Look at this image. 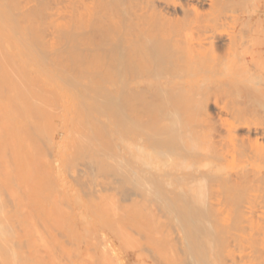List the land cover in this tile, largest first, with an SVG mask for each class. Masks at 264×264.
<instances>
[{"label":"bare ground","instance_id":"bare-ground-1","mask_svg":"<svg viewBox=\"0 0 264 264\" xmlns=\"http://www.w3.org/2000/svg\"><path fill=\"white\" fill-rule=\"evenodd\" d=\"M110 79L115 82H112V85L115 84L113 91L110 87L107 88V83H111ZM58 125H62L59 131ZM68 130L74 131L75 136L80 138L74 137L72 143L63 144ZM111 133L116 135L114 138H117L118 144L115 150L118 152L113 148L112 153L109 151V147H113L111 142L114 138L104 136ZM102 137L109 138L111 142L106 144L111 146L104 148ZM107 150L112 155L117 152V158L112 159L114 163L108 157L110 163L107 164ZM50 155L57 157L50 161ZM205 160L208 162L206 165ZM51 164L54 168L64 166L65 174L53 175ZM86 168H93L92 171L95 172L91 171L89 175ZM82 177L86 186L82 183ZM55 179L58 182L69 179L73 185L79 182L76 186H82V189L76 186L75 188L78 192L82 190L80 198L92 200V205L85 203L90 206V210L86 208L90 213L105 202L101 200L109 201L108 192L113 193L118 184L132 183L136 187L140 185L139 187L143 186V192L145 186L153 188L154 194L150 192V188H146L147 193L141 190L139 194L135 192L133 195H136L129 198L132 203L128 202L127 206L126 202L121 204L122 196L119 200L121 203H115L109 192L110 201H113L115 206L117 203L120 205H117L120 209L115 206L113 208L114 204L111 202V206L107 203H104L107 207L102 205L101 208L109 211L107 216L111 213L108 216L112 217L110 222L128 218L125 216L127 208L133 205V209L137 205L136 207L145 214H151L148 203L151 202L152 209L156 195L162 202L167 200L166 205L170 204V199H179L178 206V200L175 199L172 203L175 201L176 207L184 208V203L187 202L183 203L182 197L185 196L180 195V199L178 194L182 189H185L182 190L184 192L190 189L194 193L190 196H194L196 192L194 198L199 205V209L195 208L194 204L189 206L193 208L188 211L193 221L187 219L186 222V219H182L181 216L185 213L184 210L178 211L179 208H175L172 213L174 215L177 212L176 217L180 219L175 220L180 225V220H184L187 225L195 222L193 227L198 226L195 230L191 229L189 224L188 228L186 227L187 232L183 221L181 226L185 232L181 228L182 233L177 237L175 234L176 239L173 240L181 241L182 234L187 232V238L192 239V242L187 240L193 244V259L196 253L195 256L202 260L195 258L200 261H197L199 264H202L203 260L204 264H210L214 262V256L211 261L204 258L210 255L207 249L210 242L201 244L197 242L198 239L194 240L199 238V241H205L207 234L212 238L219 234L214 243L219 253L218 264H264V0H0V264H57L61 260H69L67 262L70 264L77 255L73 248L75 244L80 247L79 234L75 231L77 236L72 232L73 227L67 225L71 224L70 222L57 223L61 217L64 222V219H72L65 218V214L69 213L68 209L64 210L68 202L64 205L65 201L61 202L62 206L57 205L63 208L57 210L59 216L54 212L58 209L57 206L54 207L57 198L53 188ZM61 182L60 187L58 184L57 186L66 194ZM125 185H122V189L127 190L121 192H124V195L128 189L131 190V187ZM83 187H86L87 191L83 190ZM205 187L208 190L210 188V192ZM203 188L209 192L207 199L204 197L206 192L202 191ZM85 191L88 192L86 194L89 199L82 195ZM223 191L226 201L220 197ZM149 192L153 194V201ZM114 194L116 196V193H113V197ZM186 194L188 195V192ZM124 195L123 197L127 198L128 194ZM158 197L156 200L161 202ZM96 199H101V203L96 204ZM70 200L75 201L74 197ZM138 202H141L144 210ZM223 203H226V206ZM163 204L160 206L164 209L166 205ZM220 204L225 208L219 206ZM93 205L96 207H92ZM121 205H124V209L127 208L125 213L122 209L118 216ZM157 206L159 205L156 204L158 209ZM108 207H112V212L116 211L115 218ZM99 208L93 212L101 215L91 214L97 215L101 220L102 213L106 216V212L104 213V208ZM157 209L155 215L159 213L161 216L163 212L160 210L156 213ZM202 209L210 212L204 214L205 216L216 214V219L219 215L214 212L220 213L218 219L223 222L217 219V223L211 215L219 227L211 223L208 229L212 225L217 228L212 227V234L210 230L208 233H198L202 229L200 224L204 221ZM169 210L166 213L168 215ZM61 212H64V217ZM130 212V218L140 215H132L136 210ZM83 214L85 219L86 214ZM166 214L164 215L167 218ZM107 216L104 217V223L107 224L104 227L111 230V233L114 232L117 236H113H116L118 241L130 242L132 246L128 244V249L132 250L130 247L139 243L134 240V243L131 242L136 233L130 230V233L126 234L129 240L132 237L131 241L121 238L119 228H116L117 222L115 225L111 222L109 226ZM151 218L150 224L155 221V228H160L161 225V229L165 227L166 223L162 222L164 218ZM209 218L206 217L208 223ZM53 219L57 225L53 223ZM196 219L201 220V223L198 221V224ZM100 220L97 221L98 224ZM170 222L173 223L171 220ZM205 222L203 231L204 226H208ZM87 223L90 224L89 221ZM130 223L126 224V229H130ZM143 224L141 225L146 226ZM52 225L57 228L55 231V228L50 229ZM137 225L133 226L134 229L135 226L139 229ZM113 226L118 233H115ZM154 226L152 227L155 233ZM168 226L171 228L169 222ZM60 227L62 232L58 233H61V236L64 234V237L66 235L67 242H75L72 245L74 247H66V240H63V243L58 241L59 234L56 231L58 228L61 230ZM67 227L69 230L65 234L63 232ZM88 227L84 228L89 231ZM143 228L148 232L147 227H141ZM190 229L194 232H189ZM214 229L216 232H213ZM42 230L52 234L47 235L50 233ZM39 231L44 233L40 234ZM88 231H84V234L87 233L85 236L81 235L85 238L81 241L91 247L90 242L94 245L98 240L93 241L95 238L92 239V236L88 235L92 234ZM149 233L144 234L145 237L147 234L149 236ZM194 234H198L195 239ZM204 234L207 238L201 239ZM173 235L174 233L171 241ZM50 236L55 241L56 238L58 240L54 243ZM48 239L54 243L56 249L62 248L61 253L66 255L65 261ZM156 239L146 241H149L147 245L155 241L152 247H149L151 252L146 249L148 254L154 252L155 249L152 248L155 246L160 247L157 253L165 250L164 242ZM102 241L105 245L100 246L103 243L100 239L99 246L102 249L107 246L111 255L112 245L104 236ZM175 241L167 248L169 251L174 250V259L178 260V251L182 248H174ZM127 242L123 246H127ZM138 245L140 246V243ZM171 246L174 249H171ZM63 247L67 250H63ZM107 247L103 252L101 249V253L98 252L104 256ZM212 247L209 249L215 248L213 245ZM83 249L87 248H81L80 252ZM53 251L59 256L58 259ZM89 251L91 250L87 253ZM169 251L167 250V253L171 254ZM80 252L76 259H79ZM67 253L72 254L73 258ZM91 253V256L94 255ZM82 254L85 256L86 252ZM144 255L145 258L146 254ZM188 255L189 253L186 256ZM83 256L78 261L86 264L83 262ZM112 256L114 258L113 254ZM138 256L136 258H140ZM150 256L152 257V254ZM110 259L112 262V257ZM167 259L169 261V258ZM90 260L93 262V259ZM109 260L103 261L109 264ZM156 260L162 259L157 257ZM75 261L74 264H79ZM165 262L164 264L169 263Z\"/></svg>","mask_w":264,"mask_h":264},{"label":"rangeland","instance_id":"rangeland-1","mask_svg":"<svg viewBox=\"0 0 264 264\" xmlns=\"http://www.w3.org/2000/svg\"><path fill=\"white\" fill-rule=\"evenodd\" d=\"M111 78H113L112 80L116 81V80L114 79V77H111ZM112 80H111V79L109 80V81H111V83H109V84H110L111 86H113V87L109 86V84L107 83V88L109 89V87H110V88L112 89V91H113V90H114V87H115V86H114L115 84L112 85V82H114V81H112ZM109 81H108V82H109ZM114 83H115V82H114ZM111 89H110V90H111ZM58 126H59V127H58ZM58 126H57V130L59 131V130L62 129V125H58ZM75 134H76V133H75L74 131H72V130L69 131V130H68V131H67V134H66L67 136H65V137L63 138V144L66 143V142H67V143H68V142H69V143H72L71 140L74 139V137H75L76 139H77V138H78V139L80 138V136L77 137V135L75 136ZM110 136H111V137H110ZM104 137H110V138L113 139L114 137H116V135L111 133V134H105ZM65 138H66V140H65ZM102 139H103V137H102ZM112 139H111V140H112ZM116 139H117V138H114V139H113L114 141L112 140V142H111V141L109 140V138H107V139L104 138V139H103L104 141L102 140L101 142H103L102 145L104 146V148H105V147L108 148L109 145L111 146V144H106V142H107V143L111 142L113 147H109V148H110L109 151H111V153H112V150H111L112 148H113L114 150H115V148L117 149L118 141H117ZM64 140H65V141H64ZM81 140H82V138H81ZM73 141L78 142V140H73ZM114 150H113V152H114ZM105 151H106V150H105ZM105 151H104V153H105ZM109 151L107 150V153H109ZM115 151H117V150H115ZM74 152H75V151H74ZM117 152H118V151H117ZM117 152H116V154H117ZM107 153H105V155H109V156L106 157V159H108V160H107V164L110 163V162H108V161L110 160L109 158H111L110 161H112V162L114 163V161H113L112 159H116V158H117V155H116V154H115V155H112V154H110V153H109V154H107ZM114 153H115V152H114ZM114 153H113V154H114ZM56 157H57V156H55V155H54V156L50 155L49 159H50V161H54V159H55ZM108 157H109V158H108ZM113 157H114V158H113ZM115 157H116V158H115ZM85 159H86V158H85ZM106 159H105V160H106ZM206 161H207V160H205V165L208 164V162L206 163ZM112 162H111V164H112ZM86 163H87V162H86ZM232 163H233V162H232ZM203 164H204V163H203ZM228 165H230V164H228ZM232 165H233V164H231L230 166L232 167ZM53 166H54V165L51 164V172H52L53 175H55V176H60L62 173L65 174L66 170H65V167H64V166H63L64 168H63V167H62V168H61V167H60V168H54L55 166H54V167H53ZM87 166H88V164H87ZM87 166H86V167H87ZM202 166H204V165H202ZM207 166H208V165H207ZM230 166H229V167H230ZM233 166H235V165H233ZM229 167H228V168H229ZM88 168H89V167H88ZM88 168H86V170H87V172L89 171V175H90V172L92 171L93 168H91L90 170H88ZM204 168H206V166H204ZM52 169H53V170H52ZM61 169L63 170V172H62ZM60 170H61V172H60ZM58 172H59L60 174H59ZM92 172L94 173L95 171H92ZM55 173H56V174H55ZM61 176H62V175H61ZM56 178H57V177H56ZM82 178H83V177H82ZM77 179H81V178H77ZM77 179H76V180H77ZM81 180H82V179H81ZM81 180H80V181H81ZM65 181H66V182H65ZM65 181H63V182L59 181V182H58V181H56V179H55L56 185H55V182L53 183V188H54V190H56L55 194H56V196H57V198H56V205H55L54 207H56L57 205L62 206V204H60L61 202L63 203V202L65 201V203H63V205L66 204V203L68 202V205H69V206H68V205H65V206H67V207H66L64 210L68 209L67 212H69V213H68V214H67V213L65 214V215H67V217H65V218L71 217L72 220H71V221H68L67 219H64V220H66V221L64 222V221H61V220H63V218L61 217V220H59V222H57V223L63 222L62 224H66L67 222H70L71 224L68 223L67 225H68V226L71 225V226L73 227V228H72V232H73L74 234H76V232H77V234H79V237H78V238H80L82 241L85 240L84 236H85V234H87V233L84 234V231H88V230H87L86 228H84V227H85V226H86V227L89 226V227H88V228H89V231H88V232H90L92 235H90V234H88V235H89L90 237L92 236V237H91L92 239L95 238V239H93V241L96 240V239L98 240V241H95L94 245H93V243L90 242V244H92V245L94 246V247H93V246L91 245V247H93V248H91L90 245L88 246V243H87V244H84V242H82V241L79 239V240H80V241H79V242H80V245H79L80 247H78V246H76V244L74 245L75 242L72 243L73 241H70L69 239H68L69 241L67 242V238H68V237L66 238V235H65V237H64V234H63V236H61V235H60L61 233H58L59 231L62 232V228H63L62 226H63V225L61 226L62 228L60 227L61 230H59V228H58V230H57L56 232L59 234V237H58L59 240L56 238V241L58 240L59 242H60V241L62 242L63 240H66V242H65V244L67 243V244H66V247H71L72 245H74L75 247L72 246V247H74V248H73V249H74L73 252H76V251H77V253H76L77 255H78L79 252L81 251V248H84V247H85V248H87V249H86L87 251H88L89 249L91 250V251H89V253H87V251H86L85 249H83V250H85V252H86V255H85L86 257L83 256L82 253H85V252L82 250V252H80L79 259H76L77 255H75V253L73 254V255H75L74 258H73V256H72V254L69 253V254H70V255H69V254L67 253V254L69 255V257L71 256V257L73 258V260L70 261V264H74L75 259H76L75 262H77L78 260H81V259H80L81 256L84 257V258H82V259L85 260V261H83V260H82V261H83V262H86V264L88 263V261H89V262L91 261L90 259H93L92 261L95 262V263L90 262V263H92V264H103V263H104V264H108V263H106V261H108V260L110 259V257H112V262H111V259H110V260H109V264H110V262H111L112 264H114V263H115V264H118V263H119V264H135V263L138 264V263H139V259H141V260H140L141 262H140L139 264H143L144 262H145L144 264H150V263L155 264L157 261H159V260H156V261H155V258H157V257H158V259H162V260L159 261L160 264H164V262H165L166 260H167V261H166L165 263H168V262H169L168 264H182V263H183V264H184V263H185V264H199V262H200L199 260H201V258L199 259V257L197 256L199 260H195V258L197 259V257L195 256L196 253H194V257H195V258L193 259V255H192V254H193L194 251H192V249H191V246L193 245V244L191 243V242H192V239L187 238L189 234H188L187 236L185 235V234L188 232V229H187V228H188V225H189V224H190V227H192L191 229L195 228V226L193 227V225L196 224L195 222H194V224H192L193 222H192V223L190 222V223H188V225H187L186 222H187L189 219H190L189 221H193V220L191 219V216L189 215V214H191V213L188 212V211L193 210V208H189V206L192 205V204H194L193 206H195V208H198V209H199V207H198L199 205H197L198 202H197L196 199L194 198V196L196 197V192H195V195H194V196H190V194H191V195L194 194L193 192H191L190 189H189V190L186 189V190H187L186 192H188V195L186 194V192L182 191V190H185V189L180 190L181 192L179 191L178 198H180V197H179L180 195H181V197H182V196H185V197H182V199H183L182 202H183V203H184V202H187V203H184V204H185V205H184V208H179V207H176V205L174 204L175 201H174V203H172V201L175 200L176 198H174V199H172V200L170 199V204L168 203V205H171V206H168V205H166V203H167L166 201H167V200L164 201L165 203L162 202L163 200H162L160 197H158V196L156 195V193H158V192L155 191V192H156L155 195H156V197H158L157 199H160V201H161V200H162V201L159 202V200H156V197L154 196V197H155V202H154V203H155V206H154V203L152 202L153 207H152V209H151V205H150L151 202L148 203V204H149L148 206H150V207H149V210L151 211V212H149V213H151V214L153 213V214H152V215H151V214H148V215H147V213L145 214V212H142V211L140 210L139 207H136L137 205L135 206L134 209L132 208V207L134 206L133 204H131V205H133V206H131V208H127V207H126V206H127V203H128L129 200H130L129 198H131V196L134 197V196L136 195V194L133 195L135 192H138V194H139V191H140V190H141V192H143V191H142L143 189H141L143 186H142V187H139V186H140V185H139V186L136 187L135 184H132V183H131V184H130V183H121V185L118 184L119 186L117 185L116 188H115L116 190H118V192H117L116 190H114V192H113V193H116V196H115V194H114V197H113V193H111V192L109 191V192L111 193L110 195L112 196L111 199H115V203H116V202H119V200H121V198H120L121 196H122L123 199H124V198L127 199L126 201H124V200L122 199V201H121L122 203H121V202H119V203L123 204V203L126 202V206H125V207L127 208L128 212H126L125 216H127V217L129 218V220H128V218H126V217H124V219H120V218H119V220L117 219L118 221L116 220V222L119 223V225H118L115 221L113 222V221L111 220V222H113L112 224H114V225H115V223H116V225H117L116 228H117V229L119 228V231H120V232H119V235H120L121 238H122V237H124V239L128 238V237H127V235H128L127 233H130V232H129L130 230H132V232L136 233V236L133 237V238H135L136 240H135V239H132V241H131V238H132V237H130V240H129V238H128V241L133 242V240H134L135 243L139 242V243H140V246L138 245L139 243L135 244V245H136L135 247H134V244H133V247H134V248H133V247H130V248H132V250H131V249H128V248H129V247H128V244H129L130 242H127V241H126V242H127V246H123V244H124V243L126 244V242H123L124 240H123V241L120 240V241H122V243H121L120 241H118V240L115 238L117 235H116V234H113L114 232L111 233V230H109L108 228L106 229V228L104 227V226L107 225V224L105 225V223H104V222L106 221L104 217H106V216H107V212H109V211H107V212L105 211V210H107L106 208H104V207L106 206L105 204L107 203V205H108V204L110 205V202H111L112 204H114L113 201H110V198H109V197H110L109 192H108V200H109L108 202L106 201L107 199H106V200H104V199H103V200L99 199V201L101 200V202H102V201H103V202L105 201V202H104L105 204L103 203V204H104V207H103L104 210H103V211H104V213L106 212V216H104V214L102 213L103 216L101 217L102 219L100 220V217H99V219H98V216H97V215H96V216H93L94 213L97 214L98 212H96V211L93 212V211H94L97 207H100V208H101L103 204H102L101 206H97V207H96L95 205H93L92 207L95 206L96 208L92 209V212H91V213L93 214V215H92V214L90 213V211L87 210V209H89V210L91 209V208H89L90 206H88V205L92 203V200H89V201H90V202H89V201H86L87 199L84 198V197H87V198H88V196H87L88 192H86V191H87L86 187H85V188L83 187V190L85 189L86 191H85V193L82 194V195L84 196V197H83L84 199L82 200V198H80L81 193H82V190H80V191L78 192L77 188L80 187V186H79V185L76 186V185L79 183L78 180H77V182H78L77 184L74 182V184H76V185H73L72 180L66 179ZM57 182H58V183H57ZM60 182L63 183V185H64V189L62 188V185H61V188L63 189V191H64V190L66 191V194H65V192L62 193L61 190H59V187H60V186H59V183H60ZM83 182H84V185H85L86 183H85L84 178H83L82 183H83ZM82 183H81V184H82ZM57 184H58L59 187L57 186ZM79 184H80V183H79ZM125 184H127V185H125ZM65 185H66V186H65ZM122 185H123V186L125 185V186L128 187V188L131 187V188H130V189H131L130 191L133 192V193H131V192L129 191V189H128V191L126 192V195L128 194V195H127V198H126V197H123V195L125 194L124 192H123L124 194L121 193L122 190H123L122 188H124V187H122ZM72 186H73V189H72ZM75 186H76L77 188H75ZM85 186H86V185H85ZM120 187H121V188H120ZM126 187H125V188H126ZM137 188H138V189H137ZM146 188L149 189L150 187H148V186L146 187V186H145V191H146ZM205 188H206V187H205ZM71 189H72V190H71ZM74 189H76L77 192H76ZM80 189H82V186L80 187ZM151 189H152V191H150V192H153V188H150L149 190H151ZM157 189H158V188H157ZM206 189H207V188H206ZM206 189H205V191H204V188H203L202 191L206 192V193H204V197L206 196L205 198L207 199L208 196H209L208 193L210 192V188H209V190L207 189V190L209 191L208 193H207ZM73 190H74V192H76L74 195H73L74 192L72 193ZM119 190H120V191H119ZM126 190H127V189H125V190H123V191H126ZM137 190H138V191H137ZM154 190H156V189H154ZM52 191H53V190H52ZM115 191H116V192H115ZM145 191H144L143 193H145ZM194 191H195V189H194ZM53 192H54V191H53ZM83 192H84V191H83ZM141 192H140V195H142ZM150 192H149V193H150ZM224 192H225V191H223V192L220 193V195H221L220 197H222V198L225 200V199H226L225 196L223 197ZM86 193H87V194H86ZM117 193H120V195H118ZM146 193H147V191H146ZM149 193H148L147 195H149ZM184 193H185V195H184ZM71 194H72V195H71ZM79 194H80V196H79ZM85 194H86V195H85ZM121 194H123V195H121ZM130 194H131V195H130ZM153 194H154V192H153ZM153 194L150 193V198L152 199V201H153V197H152L151 195H153ZM65 195H67V197H66ZM70 195H71V196H70ZM126 195H124V196H126ZM129 195H130V196H129ZM158 195H159V194H158ZM61 196H62L63 201H61ZM117 196H119V198H118ZM73 197H74L75 201H73V200L71 201V200H70V199H72ZM77 197H78V198H77ZM116 197H117L118 199H116ZM133 197H132V198H133ZM148 197H149V196H148ZM176 197H177V196H176ZM186 197H187V198H186ZM67 198H68V199H67ZM191 198H192L193 200H192ZM222 198H221V199H222ZM66 199H67V200H66ZM77 199H79V200H77ZM88 199H89V198H88ZM91 199H92V198H91ZM151 199H150V200H151ZM180 199H181V198H180ZM206 199H205V200H206ZM223 199L221 200V202L223 201ZM80 200H82V201H80ZM84 200H85L86 202H85ZM93 200H94V199H93ZM96 200H97V199H96ZM96 200H95V203L98 201V200H97V201H96ZM139 200H140V198L138 199V201H139ZM176 200H178V201H176V204H177V202H178V204H177V206H178L180 201H179V199H176ZM194 200H195V201H194ZM57 201H58V202H57ZM83 201H84V202H83ZM99 201H98V203H96V204H100L101 202H99ZM130 201H131V200H130ZM156 201H158V202H156ZM191 201H192V202H191ZM193 201H194L195 203H194ZM225 201H226V200H225ZM71 202H72V203H71ZM75 202H76V203H75ZM80 202H82V203H80ZM141 202H143V200H141ZM141 202H140V203L138 202V203H139L138 205H140ZM146 202H148V201L146 200ZM189 202H190V203H189ZM77 203H78V204H77ZM83 203H84V204H83ZM85 203L88 204V205H86ZM130 203H132V202H129V204H130ZM133 203H134V202H133ZM161 203H162V204L164 203V204L166 205V206H164V207H165L164 209H166V210L168 209V210H169V209L174 208L173 211H172V210H169V212H168L169 215L166 214L168 210H167V211L164 210V209L161 207L162 205L160 206ZM183 203H182V204H183ZM196 203H197V204H196ZM81 204H82L83 206H82ZM134 204H137V203H134ZM146 204H147V203H146ZM156 204H158L161 208H159V206H157V207H158V209H157V208H156ZM164 204H163V205H164ZM173 204H174L175 206H174ZM223 204H224V203H223ZM223 204H220L219 206L222 205V206H223V209H224V208H225L224 205L226 206V203H225L224 205H223ZM77 205H78V206H77ZM79 205H80V206H79ZM91 205H92V204H91ZM109 205H108V206H109ZM117 205L120 206L118 203H117ZM117 205L115 206V204H114V205H112V207H113V208H114V206L117 207ZM124 205H125V204H124ZM124 205H121V206H122L121 210H119L120 208L117 207V208H119V209H118V212H117L118 216L121 214V213L119 214V212L122 211V209L124 210L123 213H125L126 208H125V209L123 208ZM143 205H145V203H143ZM60 206H59V207H60ZM110 206H111V205H110ZM129 206H130V205H129ZM140 206H141V205H140ZM148 206H147V209H148ZM167 206H168V207H167ZM185 206H186V207H185ZM202 206H204V205H202ZM202 206H201V208H202ZM59 207L57 206L58 209L55 208L56 211L53 210L54 208L52 209L54 212H56L55 214H56L57 216H59V215H58L59 212L57 213V210L60 211V209H63V208H61V207L59 208ZM72 207H74L75 209L72 208ZM106 207H107V206H106ZM112 207H111V208H112ZM141 207H142V206H141ZM154 207H155V209H157V210H156V213H157V212H160V210H161V212H163V213H161V216H159V215H160L159 213H158L157 215H155V213H154V212H155ZM166 207H167V208H166ZM170 207H171V208H170ZM180 207H181V206H180ZM191 207H192V206H191ZM217 207H218V206H217ZM76 208H77V209H76ZM86 208H87V209H86ZM100 208H99V209H100ZM103 208H101V209H103ZM111 208L109 209V207H108V209L110 210V212H112ZM138 208H139V209H138ZM175 208H176V209L179 208L178 211H179V210H184L183 213H185L186 215L188 214V215L190 216V218H188V215H187V217H186L185 214H183L182 216L180 215L182 219H183V218H184V220L186 219V222H185L184 220H180V221H182V224H183V221H184L185 224H183V226L186 225V226H184V227H185V228L187 227V228H186V229H187V232H186L185 234H182L183 237H182V235L180 236V237H182V238L180 239L181 241H178L179 239H178L177 241H175L176 238L174 237L175 234H177L176 237L179 236L178 234H181L182 231L184 230V228L181 226L182 224L180 225V223H177V222L179 221V219H180V217H176V213H177V212L174 214L175 216H174L173 213H172V212H175V211H174V210H176ZM72 209H73V210H72ZM129 209H130V210H129ZM131 209H132V210H136V212H133L132 215H136V214L139 215V213H140L139 217H134V216H133L132 218H135V219L130 218V214H131L130 211H132ZM137 209H138V210H137ZM142 209L144 210V206L142 207ZM153 209H154V211H153ZM185 209H186V210H185ZM223 209H222V210H223ZM64 210H63V211H64ZM70 210H71V211H70ZM97 210H98V209H97ZM115 210H116V208H115ZM139 210H140V211H139ZM145 210H146V209H145ZM162 210H163V211H162ZM204 210H206V209H205V206H204ZM204 210L202 209V211H204ZM78 211H79V212H78ZM138 211H139V213H138ZM146 211H147V210H146ZM165 211H166V212H165ZM64 212H66V211H64ZM64 212H61V213H62L61 216H63V213H64ZM76 212H77V213H76ZM83 212L86 214V215H85V219L87 220V222H88V221L90 222L89 225H88L87 222H85L86 220L84 219V214H83ZM86 212H87L90 216L87 215ZM99 212H101V210H100ZM170 212H171L172 214H171ZM204 212H205V213H204ZM204 212H202L204 217L201 216V218H202V217L204 218V221H203L201 218H200V219H201V220L203 221V223H204L205 221H207L206 217H207V218L210 217V218L208 219V220H210V221H209V223H208V221H207L208 226L206 225L207 228L204 226V231H203V223H202V224H200V225H202V226H201L202 229H201V230L199 229L200 231H199V232L196 231V232H198V233H200V232H202V233H208L209 230H210V233H211V232H212V230H211L212 227L215 226L214 224H216V226H217V225H218V224H217V223H218V220H221V219H218V218H220V217H219V216H220V213H218L217 211L214 212V213H217V215H219L218 218H217L218 220L216 219V217H217L216 214L213 215V213H211V215H213L214 217L216 216V217H215V220L217 221V223H216L215 221H213L214 219L211 218V217H212L211 215H210L209 217H208V216H205L206 213H208L209 211H208V212H207V211H204ZM219 212H220V211H219ZM112 213H113V215H114V214L116 213V211H115V213H114V210H113ZM129 213H130V214H129ZM141 213H142V219H143V220L141 219ZM179 213H181V211H180ZM221 213H222V212H221ZM224 213H225V212H224ZM224 213H223V214H224ZM39 214H40V213H39ZM53 214H54V213H53ZM73 214H74V215H73ZM98 214H100V213H98ZM162 214H163V215H162ZM164 214H166L167 218L165 217ZM204 214H205V215H204ZM208 214H210V212H209ZM100 215H101V214H100ZM100 215H99V216H100ZM109 215H111V213H109L108 216H109ZM113 215H112V216H113ZM123 215H124V214H123ZM128 215H129V216H128ZM132 215H131V216H132ZM144 215H146V217H147V216L149 217V215H151V217L153 216V217H155V218H156V217H158V218H162V219L164 218L165 220H163L162 222H163V223L165 222L167 225L164 223V224H165V225H164L165 227H163L162 229H161V226H162V225L160 226V228L158 227L159 229H158V228H155L156 225L154 226L153 224H155L156 222H155V221H154V222L152 221L153 224H150V221H151L150 218H151V217H149V219H148V217L146 218ZM172 215H173V216H172ZM224 215H225V214H224ZM41 216H42V215H41ZM57 216H56V217H57ZM108 216H107V217H108ZM115 216H116V215H114V218H115ZM121 216H122V215H121ZM136 216H137V215H136ZM143 216H144V217H143ZM162 216H164V217H162ZM184 216H185V217H184ZM221 216H222V215H221ZM63 217H64V216H63ZM80 217H81V218H80ZM89 217L92 218V219H90ZM153 217L151 218L152 220H153ZM40 218H41V217H40ZM82 218H83V219H82ZM96 218H97L98 220H97ZM108 218H109V217H108ZM108 218H107V221L110 222V219H111L112 217L109 218V220H108ZM136 218H138V219H140V220H137ZM145 218H146V220H145ZM155 218H154V219H155ZM168 218H169V219H168ZM223 218L225 219V217H223ZM56 219H57V218H56ZM59 219H60V217H59ZM88 219H89V220H88ZM130 219H132V220L130 221ZM156 219H157V218H156ZM156 219H155V220H156ZM175 219L178 220V221H176ZM187 219H188V220H187ZM53 220H54V219H53ZM96 220H97V221L100 220V222H99L100 224H98V222H97ZM136 220H137V221H136ZM144 220H145L146 222H145ZM166 220L169 222V225L171 226V228H169V226H168V222H167ZM170 220L173 221V223H171ZM196 220H197L196 222L198 223L199 220H198V219H196ZM201 220H200V221H201ZM72 221H73V222H72ZM126 221H127V222H126ZM141 221H142V222H141ZM148 221H149V223H148ZM158 221L161 222V220H158ZM158 221H157V222H158ZM200 221H199V223H201ZM42 222H43V221H41V219H40V223H41L42 226H43V223H42ZM83 222H85V223H83ZM111 222L109 223V224H110L109 226H111ZM130 222H131L132 224H131ZM135 222H137V223H135ZM140 222H141V223H140ZM162 222H161L160 224H163ZM221 222H223V221L221 220ZM53 223L57 225V223L55 222V220H54ZM96 223H97L98 225H97ZM103 223H104V225H103ZM129 223H130L131 227H129L130 229H126V224L129 225ZM142 223H144L143 225H146V226H142V225H141ZM147 223H148V224H147ZM174 223H177L178 225H177V224L174 225ZM199 223H198V224H199ZM207 223L205 222V224H207ZM211 223H213L214 226L212 225L211 228L208 229V227L210 226ZM51 224H52V223H51ZM83 224H85V226H82ZM91 224H92V225H91ZM93 224H94V225H93ZM137 224H138V225H137ZM139 224H140L141 226H139ZM158 224H159V223H158ZM191 224H192V226H191ZM205 224H204V225H205ZM220 224H222V223H220ZM220 224H219V226H220ZM38 225H39V223H38ZM59 225H60V224H59ZM134 225H137V227H139V229H137L136 226H135L136 232H135V229H134V227H133ZM148 225H150V226H148ZM173 225H174V226H173ZM200 225H199V226H200ZM39 226H41V225H39ZM65 226H66V225H65ZM81 226H82V227H81ZM97 226H98V227H97ZM152 226H154V228H155V233H154V229H153ZM166 226H167V228H166ZM178 226H180V227H178ZM197 226H198V225H197ZM197 226H196V228H197ZM95 227H96V228H95ZM141 227H145V229L148 228L147 231L150 232V233H149V236H148V234H147L148 237H147V236L145 237V235H144V234H146V233H148V232H146V231L144 230V228L141 229ZM146 227H147V228H146ZM149 227H150V228L152 227V228L150 229ZM201 227H200V228H201ZM217 227H218V226H217ZM41 228H42V227H41ZM54 228H55V225H54V226L52 225V227H50V229H54ZM100 228H101V229H100ZM114 228H115V227L113 226V229H114ZM132 228H133L134 230H133ZM173 228H175V229H173ZM178 228L180 229L179 231H178ZM181 228H183V230H182ZM196 228H195V230H196ZM214 228H215V227H214ZM218 228H219V227H218ZM42 229H43V228H42ZM44 229H45V228H44ZM56 229H57V228H55L54 231H55ZM65 229H66V231L64 230L63 233L66 234V232L69 230V227H67V228H65ZM73 229H74V230H73ZM83 229H84V231H83ZM85 229H86V230H85ZM176 229H177V230H176ZM191 229L189 230V232L192 231ZM206 229H207V230H206ZM215 229H217V228H215ZM215 229H214L213 232H216ZM40 230H41V229H40ZM70 230H71V227H70ZM94 230H96V231H94ZM114 230H115V233H116V232H117L116 229H114ZM127 230H128V231H127ZM137 230H138V231H137ZM152 230H153V232H152ZM156 230H157L158 233L156 232ZM172 230H173V231H172ZM42 231H45V233H48V232L50 233V231H47V230H42ZM46 231H47V232H46ZM54 231L51 230V232H54ZM75 231H76V232H75ZM78 231H79V233H78ZM109 231H110V232H109ZM144 231H145V232H144ZM175 231H176V232H175ZM205 231H206V232H205ZM219 231H221V230H219ZM69 232H70V231H69ZM72 232H71V234L73 235ZM100 232H102V233L99 234ZM142 232H143V235H144V239H143V240H142V238H143ZM151 232H152V233H151ZM177 232H178V233H177ZM179 232H180V233H179ZM184 232H185V230H184ZM184 232H183V233H184ZM192 232H194V231H192ZM192 232H191V233H192ZM196 232H195V233H196ZM217 232H218V231H217ZM39 233H40V231H39ZM43 233H44V232H42V233H40V234H43ZM54 233H55V232H54ZM57 233H56V234H57ZM117 233H118V232H117ZM134 233H133V234H134ZM137 233H138V236H140V238L137 236ZM139 233H141V234H139ZM173 233H174V235H173V237H172V240H173V238H175V239H174L173 241H171V236H172ZM218 233H219V232H218ZM221 233H222V232H221ZM51 234H52V233L47 234V235H51ZM58 234H57L56 236H58ZM69 234H70V233H69ZM71 234H70V235H71ZM77 234H76V235H77ZM82 234H84V236L81 237ZM126 234H127V235H126ZM131 234H132V233H131ZM152 234H154V235H152ZM211 234H212V233H211ZM213 234H214V233H213ZM215 234H216V233H215ZM45 235H46V234H45ZM76 235H73V236H76ZM113 235H116V236H113ZM195 235H196V236H195ZM197 235H198V234H194V239H195L196 237H198ZM208 235H209V234H207V237H208V238L206 237V234H204V237L201 236V239H202V238H203V239H204V238H207L205 241H204V240H202V241L200 240V241H199V238H196L194 241H197V239H198L197 242H199V243L203 242V244H204V243H207V244H208V242H210V243L207 245V249L210 251V255H209V254L206 255V257H204V258H205V260H206L207 258L210 259V260H208V261H211V259H214V258H215V259H214V262H216L215 264H218L217 262H219V261H218V257H219V256H217V255H218L219 253L216 251V250H217L216 247H215L216 244H214V243H216V242H215V239L217 240V236H218L219 234H218L217 236L214 235V237H215V238L213 237L214 239L212 238L211 235H210V237H211L212 239H211ZM43 236H44V235H43ZM53 236H55V234L52 235V237H53ZM67 236H68V235H67ZM77 236H78V235H77ZM86 236H87V235H86ZM89 236H88V239L91 240ZM103 236H104V239L107 240V241H109L110 244L112 245V248H113V249L110 250V251H111V255H110V253H109V251H108L109 249H108L107 246H106V247H107L106 250H107L108 252L105 251V255H104V256L100 254V253H101L100 249H101L102 252H103V251H104L103 249L106 248V247H104L103 249L101 248V247H103V246H101V245H105L104 242L102 241V240H103ZM129 236H130V235H129ZM131 236H132V235H131ZM153 236H154V237H153ZM185 236H186V240H185ZM199 236H200V235H199ZM40 237H42V236H40ZM45 237H46V236H45ZM48 237H49V236H48ZM48 237H47V238H48ZM50 237H51V236H50ZM52 237H51V240H52V239L54 240V238H52ZM61 237H62V238H61ZM97 237H99V238H97ZM150 237H151V238H150ZM218 237H219V236H218ZM63 238H65V239H63ZM70 238H71V237H70ZM72 238H73L74 240H76L75 237H72ZM76 238H77V237H76ZM82 238H84V239H82ZM86 238H87V237H86ZM107 238H108V239H107ZM109 238H110L111 240H110ZM121 238H120V239H121ZM138 238H139V239H138ZM148 238H149V239H148ZM152 238H153V240H154L155 238H157L156 240L160 239V240H158V241L164 242L163 247H164V249H165L166 251H165V250H162V251H160V253H157V251L159 252L160 247H159V248H158V247L156 248V246H155V247L152 248V249H155V250H154L153 253H151V254H152V257H151V256H150L151 254H148V251H147L146 249L148 248V250L150 251L151 249H149V247H152L151 245L154 244L155 241H154L153 243H151V245H150V243L147 245V243H148L149 241H148V242H146V241H147V240H150V242H151V241H153ZM166 238H167V240H166ZM192 238H193V237H192ZM41 239H42V238H41ZM100 239H101V242H103V243L100 242ZM183 239H184V240H183ZM187 239H190L191 242H190L189 240H187ZM208 239H211V240H208ZM138 240H139V241H138ZM182 240H183L184 242H183ZM207 240H208V241H207ZM41 241H42V240H41ZM48 241H50V239H48ZM56 241L54 240L53 242L55 243ZM142 241H144V242H142ZM174 241H175V243H174L175 245H173L174 248H176L177 250H180V249L182 248L183 250L181 249L182 251H181V250H180V251L184 253V254H183V253H181L180 251H178V252L180 253V257H181V255H182V257H181V258L179 257V259H178V257H177L178 260H176V258L174 259V257H175V255H174V254H175L174 250H173V251H169V249L167 248V247L170 248V245L173 244ZM211 241H212L213 244H211ZM53 242L50 241V243H53ZM63 242H64V241H63ZM63 242H62V243H63ZM69 242H70V243H69ZM86 242H87V241H85V243H86ZM98 242L101 243V244H100L101 247L99 246V243H98ZM134 242H133V243H134ZM171 242H172V243H171ZM176 242H177L178 244H176ZM54 243H53L52 246H54ZM82 243H83V244H82ZM97 243H98V244H97ZM141 243H142L143 245H142ZM144 243H146V245H144ZM170 243H171V244H170ZM58 244H59V243H58ZM69 244H70V246H69ZM185 244H186V245H185ZM201 244H202V243H201ZM85 245H86L87 247H86ZM129 245H130V244H129ZM137 245H138V247H137ZM149 245H150V246H149ZM156 245H157V244H156ZM168 245H169V246H168ZM176 245L179 247V249H178V247H177ZM184 245H185V246H184ZM189 245H190V246H189ZM212 245H213L215 248L211 250V249H209V247H210V248H213ZM49 246H50V244H49ZM52 246H50V247H52ZM59 246H61V245L59 244ZM82 246H84V247H82ZM95 246H97V247L99 246V248L94 249ZM130 246H132V245H130ZM142 246H143V247H142ZM144 246H147V247H144ZM157 246H158V245H157ZM175 246H176V247H175ZM183 246H184V247H183ZM204 246H205V245H204ZM54 247H55V246H54ZM66 247H65V248L63 247V248H64L63 250H67ZM89 247H90V248H89ZM163 247H162V249H163ZM185 247H187V248H185ZM56 248H57V247L54 248L55 251H57L60 247H59L58 249H56ZM75 248H76V249L78 248V250H75ZM114 248H115V249H114ZM144 248H145V251H144ZM166 248H167V249H166ZM172 248H173V247L171 246V249H172ZM174 248H173V249H174ZM61 249H62V248H61ZM61 249H60V250H61ZM70 249H71V248H70ZM98 249H99V250H98ZM140 249H142L143 253H142V251H138V250H140ZM156 249H157V250H156ZM171 249H170V250H171ZM176 249H175V250H176ZM203 249H204V248H203ZM60 250H58V251L61 253L62 250H61V251H60ZM71 250H72V249H71ZM71 250H70V251H71ZM95 250H96V251H95ZM167 250H168L169 252H171V254H170V253H167ZM98 251H100V253H99ZM137 251H138V252H137ZM163 251H165L168 255H169V254H170V255H169L168 257H166L167 254H164L165 252H163ZM186 251H188V252H186ZM191 251H192V252H191ZM209 251H208V253H209ZM212 251H213V252H212ZM41 252H42V251H41ZM53 252H54V251H53ZM59 252H58V253H59ZM66 252H69V250H68V251H65V254H66ZM91 252H92L94 255L91 256V255H90ZM106 252L109 253L108 256H110V257H108V256L106 255V254H107ZM135 252H137L138 255H140V253H141V255L143 254V255H142L143 257H142L141 255L138 256L137 253H135ZM150 252H151V251H150ZM155 252H156V253H155ZM43 253H44V252H43ZM54 253H56V252H54ZM63 253H64V252H63ZM63 253H61L62 256H63V258H62V256H61L60 254H59V255H60V257L65 261L64 256H66V255H63ZM92 253H91V254H92ZM98 253H99L100 256L98 255ZM144 253L146 254V257H145V258H148L149 260L144 258V256H145ZM176 253H177V252H176ZM187 253H189L190 258H191L192 260H191L190 258H188L189 255L186 256ZM215 253H216V254H215ZM87 254H88L89 256H88ZM112 254L114 255V258H116V256H117L118 259L116 258V260H114ZM135 254H136V255H135ZM158 254H160V255H158ZM161 254H162V256H161ZM212 254H213V255H212ZM41 255H42V254H41ZM54 255H55V254H54ZM96 255H97V256H96ZM115 255H116V256H115ZM134 255H135V257H134ZM155 255H157V257H154ZM164 255H165V256H164ZM173 255H174V256H173ZM191 255H192V256H191ZM57 256H58V255H57V253H56V257H57ZM87 256H88V257H87ZM93 256H94V257L96 256V257L94 258ZM102 256H103V258H101ZM137 256L140 257V258H136ZM160 256H161V258H160ZM163 256H164V258L166 257V258H165L166 260L163 258ZM176 256H178V253H177ZM210 256H211V258H209ZM212 256H214V258H212ZM51 257L53 258V256H51ZM67 257H68V256H67ZM69 257H68V258H69ZM107 257H108V258H107ZM119 257H120V258H119ZM153 257H154V258H153ZM171 257H172V258H171ZM185 257H187V258H185ZM54 258H55V257H54ZM58 258H59V256L57 257V259H58ZM61 258H60V259H61ZM72 258H71V259H72ZM88 258H89V259H88ZM104 258H105V259H104ZM106 258H107L108 260H107ZM167 258H169V261H168ZM184 258H185V259H184ZM60 259H59V261H60ZM69 259H70V258H69ZM186 259H187V262H186ZM202 259H203V258H202ZM103 260H106V261H103ZM153 260H154V261H153ZM170 260H171V261H170ZM174 260H175V261H174ZM184 260H185V261H184ZM189 260H190V261H189ZM67 261H69V260H67ZM67 261H66V262H63V261L61 260V262H58V263L61 264V263L63 262V264H65V263L67 264V263H68ZM113 261H114V263H113ZM115 261H116V262H115ZM142 261H143V262H142ZM188 261H189V262H188ZM194 261H195V262H194ZM197 261H199V262H197ZM201 261H202V260H201ZM79 262H80V261H78V263H79ZM203 262H205V261L203 260ZM203 262H202V264H204ZM214 262L212 261V262H210V264H211V263L214 264ZM58 263H57V264H58ZM81 263H82V262H81ZM81 263H79V264H81ZM90 263H88V264H90ZM206 263H207V262H206ZM206 263H205V264H206ZM208 263H209V262H208ZM68 264H69V263H68ZM82 264H84V263H82ZM156 264H158V262H157ZM200 264H201V263H200Z\"/></svg>","mask_w":264,"mask_h":264}]
</instances>
